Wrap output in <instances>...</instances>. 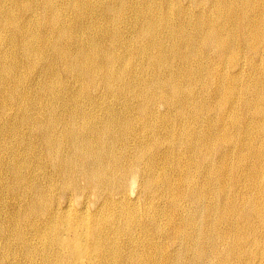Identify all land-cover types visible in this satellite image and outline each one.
I'll use <instances>...</instances> for the list:
<instances>
[{"label": "bare ground", "instance_id": "6f19581e", "mask_svg": "<svg viewBox=\"0 0 264 264\" xmlns=\"http://www.w3.org/2000/svg\"><path fill=\"white\" fill-rule=\"evenodd\" d=\"M0 264H264V0H0Z\"/></svg>", "mask_w": 264, "mask_h": 264}]
</instances>
